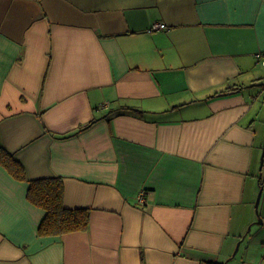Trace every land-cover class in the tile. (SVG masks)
Segmentation results:
<instances>
[{"label": "crops", "instance_id": "crops-1", "mask_svg": "<svg viewBox=\"0 0 264 264\" xmlns=\"http://www.w3.org/2000/svg\"><path fill=\"white\" fill-rule=\"evenodd\" d=\"M263 140L264 0H0V143L89 211L0 165V264H264Z\"/></svg>", "mask_w": 264, "mask_h": 264}, {"label": "trees", "instance_id": "trees-1", "mask_svg": "<svg viewBox=\"0 0 264 264\" xmlns=\"http://www.w3.org/2000/svg\"><path fill=\"white\" fill-rule=\"evenodd\" d=\"M82 130V128L80 129ZM0 165L17 180L27 181V199L42 208L45 215L38 226L39 235H60L84 230L89 221L87 208H68L63 203V181L59 176L29 179L23 163L0 143ZM260 186L264 177H260ZM208 264H224L209 262Z\"/></svg>", "mask_w": 264, "mask_h": 264}, {"label": "water", "instance_id": "water-1", "mask_svg": "<svg viewBox=\"0 0 264 264\" xmlns=\"http://www.w3.org/2000/svg\"><path fill=\"white\" fill-rule=\"evenodd\" d=\"M263 164H264V140H263V147H262V152H261V156H260V166L259 167L261 168ZM261 192H262V187L260 186L258 194H257V197H256V200H255V206L256 207H257V205L259 203ZM258 221H260V218H258ZM237 248H238V245L235 248V252L237 251ZM224 264H225V262H224Z\"/></svg>", "mask_w": 264, "mask_h": 264}, {"label": "built area", "instance_id": "built-area-1", "mask_svg": "<svg viewBox=\"0 0 264 264\" xmlns=\"http://www.w3.org/2000/svg\"><path fill=\"white\" fill-rule=\"evenodd\" d=\"M137 200L142 203L144 202V191H140L139 194L137 195Z\"/></svg>", "mask_w": 264, "mask_h": 264}]
</instances>
